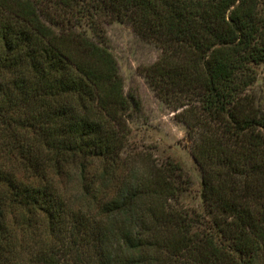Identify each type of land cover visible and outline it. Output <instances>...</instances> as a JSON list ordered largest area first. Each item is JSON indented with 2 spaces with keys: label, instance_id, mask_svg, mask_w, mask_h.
<instances>
[{
  "label": "trees",
  "instance_id": "trees-1",
  "mask_svg": "<svg viewBox=\"0 0 264 264\" xmlns=\"http://www.w3.org/2000/svg\"><path fill=\"white\" fill-rule=\"evenodd\" d=\"M115 19L161 51L145 78L187 128L200 209L176 205L180 164L120 175L140 103L95 37ZM263 64L264 0H0V207L61 242L32 264H264ZM11 239L0 217V264Z\"/></svg>",
  "mask_w": 264,
  "mask_h": 264
},
{
  "label": "rangeland",
  "instance_id": "rangeland-1",
  "mask_svg": "<svg viewBox=\"0 0 264 264\" xmlns=\"http://www.w3.org/2000/svg\"><path fill=\"white\" fill-rule=\"evenodd\" d=\"M85 28L90 35L93 33L87 25L79 27ZM102 30L101 36L96 35V39L103 41L116 56L125 92L134 95L140 103L129 122V142L123 155L124 171L120 175L128 174L129 169L134 166L137 172L149 173L166 162L180 164L183 171L178 175H184L181 181H189L190 185L176 205L189 210L200 209L201 171L191 154L187 128L176 115L178 111L164 102L145 78L146 68L158 60L161 51L154 43L137 34L130 23L109 20L102 25ZM257 71L260 78L257 89L260 90L264 85V64ZM64 179H57L56 183L60 194L68 199L67 197L76 193V183L67 185L66 178ZM5 190L6 187L0 184V197ZM0 209L2 223L12 234V250L4 264H32L33 255L42 243H61L48 236L42 226L37 227L33 237L29 238L18 226L26 215L25 211L8 207L7 204H2Z\"/></svg>",
  "mask_w": 264,
  "mask_h": 264
}]
</instances>
